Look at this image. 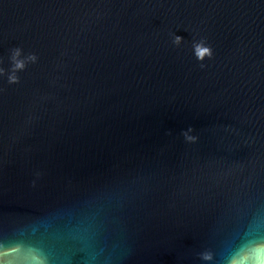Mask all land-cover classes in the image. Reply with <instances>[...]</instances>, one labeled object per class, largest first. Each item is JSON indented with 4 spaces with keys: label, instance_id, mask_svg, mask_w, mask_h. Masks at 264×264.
Listing matches in <instances>:
<instances>
[{
    "label": "water",
    "instance_id": "1",
    "mask_svg": "<svg viewBox=\"0 0 264 264\" xmlns=\"http://www.w3.org/2000/svg\"><path fill=\"white\" fill-rule=\"evenodd\" d=\"M16 47L0 264H264V0H0Z\"/></svg>",
    "mask_w": 264,
    "mask_h": 264
},
{
    "label": "clouds",
    "instance_id": "2",
    "mask_svg": "<svg viewBox=\"0 0 264 264\" xmlns=\"http://www.w3.org/2000/svg\"><path fill=\"white\" fill-rule=\"evenodd\" d=\"M182 42V38L179 36L175 37V43L179 45ZM193 49L195 53V57L198 61L203 62L205 58H211L212 57V50L211 48L204 45L203 42L194 43ZM37 57L34 54H28L27 56L23 55V50L19 47L11 49L10 54V64L11 68L7 72L3 67H0V77H7V83L8 84H18L20 82L18 73L24 71L28 64L30 63H36ZM2 63V61H0ZM189 132L192 131V129L188 130ZM186 139L189 141H194L195 137L188 136L187 133H184ZM202 259L205 261H209L211 259V256L209 254H203Z\"/></svg>",
    "mask_w": 264,
    "mask_h": 264
}]
</instances>
